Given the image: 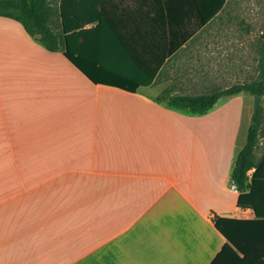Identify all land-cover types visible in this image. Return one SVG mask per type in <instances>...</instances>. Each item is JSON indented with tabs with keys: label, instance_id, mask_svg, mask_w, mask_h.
<instances>
[{
	"label": "crops",
	"instance_id": "0c3cea01",
	"mask_svg": "<svg viewBox=\"0 0 264 264\" xmlns=\"http://www.w3.org/2000/svg\"><path fill=\"white\" fill-rule=\"evenodd\" d=\"M105 2L124 46L144 49L152 1ZM197 34L129 94L94 85L0 17V264L227 263L216 221L255 217L232 189L246 145L240 95L204 116L156 101L162 85L196 81L180 68L205 60Z\"/></svg>",
	"mask_w": 264,
	"mask_h": 264
},
{
	"label": "trees",
	"instance_id": "16d2710c",
	"mask_svg": "<svg viewBox=\"0 0 264 264\" xmlns=\"http://www.w3.org/2000/svg\"><path fill=\"white\" fill-rule=\"evenodd\" d=\"M55 1L59 30L53 26ZM151 1L154 14L150 20L154 32L144 40L148 42L144 49L124 46L119 32L120 20L107 13L105 0H0V17L20 23L26 33L49 52H63L94 85L135 94L141 88L151 87L166 61L195 34L209 27L228 2ZM94 25L96 28L88 29ZM106 38L118 48L105 49ZM261 39L264 54V34ZM122 69H129L133 77L125 76ZM241 94L264 96V68L259 81L198 96L169 95L165 91L156 101L188 115L204 116L215 109L220 99ZM259 114L258 110L252 117L246 145L236 157L231 178L240 193L238 208L251 210L255 217L252 220L220 218L215 224L227 240L220 254L226 264H264V163L256 161L261 127ZM251 171L254 173L250 178ZM218 262L217 259L213 264Z\"/></svg>",
	"mask_w": 264,
	"mask_h": 264
},
{
	"label": "rangeland",
	"instance_id": "374dc122",
	"mask_svg": "<svg viewBox=\"0 0 264 264\" xmlns=\"http://www.w3.org/2000/svg\"><path fill=\"white\" fill-rule=\"evenodd\" d=\"M55 15L53 26L59 30L58 3L53 2ZM264 34V0H228L218 18L206 29L200 31L193 44H206L205 60L197 66L180 68L191 72L193 81L166 83L161 86L169 95H206L221 92L236 85L259 81L264 68L262 35ZM31 37V36H30ZM170 72V71H169ZM162 95V94H161ZM242 130L240 142L246 143L252 117L255 114V98L241 94ZM228 98L219 100L216 108L225 106ZM238 99H229L236 104ZM260 133L256 150L257 163H264V96L259 104ZM254 171L249 173L250 178Z\"/></svg>",
	"mask_w": 264,
	"mask_h": 264
},
{
	"label": "water",
	"instance_id": "95a60500",
	"mask_svg": "<svg viewBox=\"0 0 264 264\" xmlns=\"http://www.w3.org/2000/svg\"><path fill=\"white\" fill-rule=\"evenodd\" d=\"M260 101H261V97L255 98V109H254L255 113L258 112Z\"/></svg>",
	"mask_w": 264,
	"mask_h": 264
},
{
	"label": "built area",
	"instance_id": "2783aa9c",
	"mask_svg": "<svg viewBox=\"0 0 264 264\" xmlns=\"http://www.w3.org/2000/svg\"><path fill=\"white\" fill-rule=\"evenodd\" d=\"M232 189H233V190H236V189H237L236 185H233V186H232Z\"/></svg>",
	"mask_w": 264,
	"mask_h": 264
}]
</instances>
